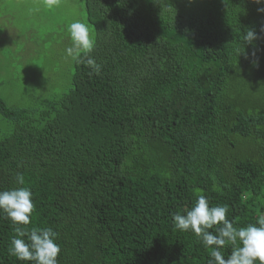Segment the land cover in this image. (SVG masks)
<instances>
[{
    "label": "trees",
    "instance_id": "trees-1",
    "mask_svg": "<svg viewBox=\"0 0 264 264\" xmlns=\"http://www.w3.org/2000/svg\"><path fill=\"white\" fill-rule=\"evenodd\" d=\"M258 8L264 0H83L100 74L73 61L67 89L37 109L0 98L11 125L0 133V192L27 187L35 205L27 226L0 210V264H34L9 254L16 227L56 232L57 264H208L211 249L172 219L197 191L209 207L227 205L234 227L256 224L264 215ZM248 29L259 37L252 44L242 41ZM241 44L248 59L235 54ZM220 251L227 259L231 248Z\"/></svg>",
    "mask_w": 264,
    "mask_h": 264
},
{
    "label": "clouds",
    "instance_id": "clouds-1",
    "mask_svg": "<svg viewBox=\"0 0 264 264\" xmlns=\"http://www.w3.org/2000/svg\"><path fill=\"white\" fill-rule=\"evenodd\" d=\"M259 4L261 0H253ZM47 8L58 7L61 0H43ZM258 12H264V8H258ZM71 46L65 49L67 57L77 63H85L91 68L90 74H100L101 66L91 57L95 41L88 26L80 21L68 25ZM264 32V25L260 28ZM259 37L254 30L248 29L243 37L244 44H252ZM256 49L251 53L253 65ZM236 56L244 55L248 59V53L241 44L235 49ZM18 184H24V177L16 174ZM196 201L190 210L184 214H174V225L181 232L191 230L200 238L206 248H210L208 264H264V215H259L256 224H248L245 227L236 228L234 222L227 217L228 206L209 207L208 199L197 191ZM35 205L32 202V192L27 187H19L0 192V210L6 213L8 219L14 225L27 226L31 223L30 217ZM215 229V234L209 231ZM15 235L11 238L9 254L20 261H31L34 264H57L60 246L55 243L57 233L51 228L16 227ZM27 237V240L24 239ZM230 247L231 252L227 259L220 249Z\"/></svg>",
    "mask_w": 264,
    "mask_h": 264
},
{
    "label": "rangeland",
    "instance_id": "rangeland-1",
    "mask_svg": "<svg viewBox=\"0 0 264 264\" xmlns=\"http://www.w3.org/2000/svg\"><path fill=\"white\" fill-rule=\"evenodd\" d=\"M76 21L92 35L83 0H61L52 8L43 0H0V98L8 106L37 109L67 89L73 67L65 54L67 28ZM10 126L0 115V133Z\"/></svg>",
    "mask_w": 264,
    "mask_h": 264
}]
</instances>
